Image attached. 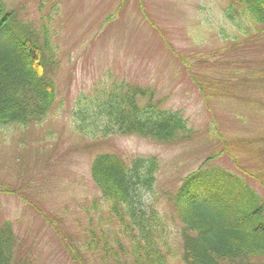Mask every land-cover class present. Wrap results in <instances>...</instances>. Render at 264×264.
I'll return each mask as SVG.
<instances>
[{"label": "rangeland", "instance_id": "obj_1", "mask_svg": "<svg viewBox=\"0 0 264 264\" xmlns=\"http://www.w3.org/2000/svg\"><path fill=\"white\" fill-rule=\"evenodd\" d=\"M232 2L0 0L17 30L35 32L41 46L48 36L57 93L41 123L0 126V229L13 228L19 257L31 264H76L79 253L87 263L99 258L100 249L92 255L73 244L92 239L88 232L112 240L117 233L91 176L94 158L103 153L126 161L158 158L154 203L169 227L175 250L170 264H182L180 223L170 198L187 175L235 172L264 196L257 182L238 172L264 171V157L257 155L264 87L243 79L251 78L253 63L264 71V39L259 47L245 38L235 46L224 37L234 33L225 18ZM198 58L210 63L195 66ZM189 61L195 67L183 64ZM193 70L227 78L235 88L200 85ZM121 84L146 91L142 105L151 102L182 118L190 138L165 144L138 135L100 136L94 126L103 128L104 97Z\"/></svg>", "mask_w": 264, "mask_h": 264}, {"label": "trees", "instance_id": "obj_2", "mask_svg": "<svg viewBox=\"0 0 264 264\" xmlns=\"http://www.w3.org/2000/svg\"><path fill=\"white\" fill-rule=\"evenodd\" d=\"M225 18L234 33L224 37L232 39L235 46H242L243 38L246 43L260 46L264 39V0H235L226 9ZM16 24L13 13L0 7V126L41 123L57 95L48 36L45 46H41L35 32L17 30ZM196 61L195 66L210 63L206 59ZM189 62L183 64L195 67ZM260 65L253 63L251 78L243 79L264 87ZM191 75L200 85L209 83L212 89L223 92H233L236 85L227 78L208 79L194 70ZM112 91L104 97V110L99 112L100 119L105 117L103 128L94 126L100 136L138 135L165 144L190 138L192 132L182 118L156 110L151 102L142 105L146 96L143 89L121 84ZM221 140L227 148L229 144ZM258 143L261 149L257 155L262 161L264 136ZM239 169L264 190V171ZM159 171L156 157L126 161L103 153L94 158L91 176L107 205V223H116L117 233L112 240L109 234L93 239L95 234L88 232L92 239H80L73 246L92 255L100 249L101 254L87 263L79 253L73 259L76 264H170L175 250L169 243V227L154 203ZM205 173L199 169L187 175L170 198L180 223L179 260L182 264H264V196L238 173ZM0 264H31L19 257L16 235L9 224L0 229Z\"/></svg>", "mask_w": 264, "mask_h": 264}]
</instances>
